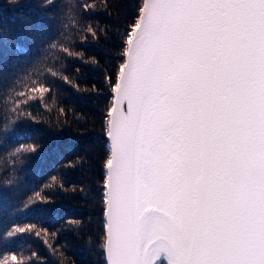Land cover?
<instances>
[{"label":"snow or ice","instance_id":"obj_1","mask_svg":"<svg viewBox=\"0 0 264 264\" xmlns=\"http://www.w3.org/2000/svg\"><path fill=\"white\" fill-rule=\"evenodd\" d=\"M10 43L0 22V48ZM124 46L107 77L105 264H264V0H141ZM31 92L51 95L44 81ZM25 208L49 214L45 201Z\"/></svg>","mask_w":264,"mask_h":264},{"label":"trees","instance_id":"obj_2","mask_svg":"<svg viewBox=\"0 0 264 264\" xmlns=\"http://www.w3.org/2000/svg\"><path fill=\"white\" fill-rule=\"evenodd\" d=\"M83 2L52 0L45 12V0H0V22L14 39L0 48V252L16 254L14 264H105L104 128L114 92L107 77L115 79L125 59L124 35L141 0H88L95 10L87 13ZM16 44L34 54L17 53ZM40 81L51 95L31 92ZM41 201L47 217L25 208ZM13 225L39 236L7 237Z\"/></svg>","mask_w":264,"mask_h":264},{"label":"water","instance_id":"obj_3","mask_svg":"<svg viewBox=\"0 0 264 264\" xmlns=\"http://www.w3.org/2000/svg\"><path fill=\"white\" fill-rule=\"evenodd\" d=\"M125 59H126V57H125ZM124 59V60H125ZM114 97H115V92H113V98H112V104H114ZM107 141H108V146H109V140H108V138H107ZM105 216H106V213H105V211H104V218H105ZM105 242V241H104Z\"/></svg>","mask_w":264,"mask_h":264}]
</instances>
